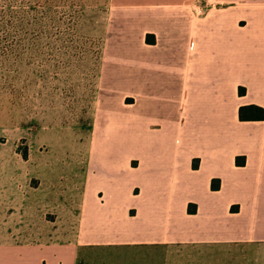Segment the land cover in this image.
<instances>
[{
    "label": "crops",
    "instance_id": "0c3cea01",
    "mask_svg": "<svg viewBox=\"0 0 264 264\" xmlns=\"http://www.w3.org/2000/svg\"><path fill=\"white\" fill-rule=\"evenodd\" d=\"M114 1L96 111L115 131L89 151L104 182L97 215L85 197L78 212L105 229L128 226L75 238L73 264L79 246L113 243L161 248L147 264H264V119L239 115L264 107V0ZM10 177L0 173V211L24 210ZM14 219L0 220V254L17 243L6 239L21 230Z\"/></svg>",
    "mask_w": 264,
    "mask_h": 264
},
{
    "label": "rangeland",
    "instance_id": "374dc122",
    "mask_svg": "<svg viewBox=\"0 0 264 264\" xmlns=\"http://www.w3.org/2000/svg\"><path fill=\"white\" fill-rule=\"evenodd\" d=\"M114 2L0 0V173H10L27 201L24 210L21 204L0 211V220L16 216L12 222L19 220L21 229L6 237L17 243L0 254V264H73L75 238H102L109 230L124 235L128 226L105 229L104 221L79 216L83 197L87 212L96 214V190L104 183L88 166L89 151L98 150L101 134L115 131L96 111ZM102 188L112 206L116 193ZM146 245H81L74 264L159 261L161 248Z\"/></svg>",
    "mask_w": 264,
    "mask_h": 264
},
{
    "label": "trees",
    "instance_id": "16d2710c",
    "mask_svg": "<svg viewBox=\"0 0 264 264\" xmlns=\"http://www.w3.org/2000/svg\"><path fill=\"white\" fill-rule=\"evenodd\" d=\"M245 90L246 89L244 87H241L240 93H244ZM239 115L242 120H262L264 119V107L256 103L241 105L239 109ZM245 161V156L237 158V163L239 165L245 164ZM220 185L221 180L219 178L213 180V189H219ZM190 210L192 212L196 211V206H194V208H190Z\"/></svg>",
    "mask_w": 264,
    "mask_h": 264
}]
</instances>
